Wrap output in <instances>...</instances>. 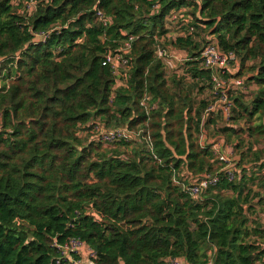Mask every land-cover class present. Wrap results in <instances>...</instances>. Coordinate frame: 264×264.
<instances>
[{"label":"trees","instance_id":"16d2710c","mask_svg":"<svg viewBox=\"0 0 264 264\" xmlns=\"http://www.w3.org/2000/svg\"><path fill=\"white\" fill-rule=\"evenodd\" d=\"M15 1L29 0H0V264H71L55 245L70 238L95 264H264V226L249 218L258 195L245 194L247 167L264 172V0H48L31 13ZM192 6L185 36L168 39L166 17ZM122 32L135 37L126 78L104 65ZM213 41L242 59L235 78L259 61L244 77L258 91L250 101L231 91L235 109L215 130L242 152L236 181L196 201L174 179L182 168L198 178L220 168L199 137L222 119L202 125L209 100L193 99L197 82L212 88L201 52ZM158 45L188 53L197 82L167 80ZM96 125L146 129L159 162L135 137L95 141Z\"/></svg>","mask_w":264,"mask_h":264},{"label":"built area","instance_id":"2783aa9c","mask_svg":"<svg viewBox=\"0 0 264 264\" xmlns=\"http://www.w3.org/2000/svg\"><path fill=\"white\" fill-rule=\"evenodd\" d=\"M45 1L48 0L15 1L13 5L16 7L22 5L26 12L31 13L36 10L40 3ZM200 1L201 0H188V2L192 4H198ZM158 8L159 7H157V9ZM189 9L190 8L188 7H182L179 10L172 11L166 17L168 25L181 28L182 31H180L181 33L177 36H185L186 29H184V27L188 25L186 12L189 11ZM97 17L102 21L104 20L101 11H97ZM190 31H194V28L190 27ZM122 35L125 40L123 41L121 48L116 52L107 53L104 65H110L116 76L126 78L125 73L130 70V58L128 56L131 53L132 43L134 42L135 37L128 35L125 32H122ZM156 56L165 64L166 68L172 67L174 60L182 58V55L179 54L177 50L173 48H164L160 45H158L156 49ZM201 61L204 68L211 72L212 83L209 104L203 114L202 125L205 124L209 117L213 116H216L218 119L221 118L222 123H228L231 118V113L235 109V104L230 98V92L242 89L244 85V81L240 78H235L233 74L235 69L239 66L238 57L232 52H221L219 47H217L213 41L205 44L203 47ZM126 81L127 80H125V82ZM147 100L148 98L145 96L142 101V106H144L148 112L154 110L156 105H147ZM89 133L92 134V138L95 141L101 142L105 145H112L121 141H129L134 137L141 139L145 143L146 148L151 152L154 160L159 162L154 151V141L151 134L144 128H141L137 132H133L128 128L106 129L100 125H96ZM199 140L203 149L208 144L211 145L215 160L220 168L215 172L207 173L200 178L193 177L187 173L185 179L183 178L181 182H178L176 178L174 179V183L180 186L193 199H198L209 189L218 187L222 180H227L229 182L236 181L238 173L235 166V152L232 147L229 149L225 146V142L223 141L210 142L204 132L200 135ZM55 245L61 257L68 259L71 264H95L94 260L97 258L95 252L78 238H70L63 245ZM75 256L77 258H74ZM166 264H185V262L180 258H169L167 259Z\"/></svg>","mask_w":264,"mask_h":264},{"label":"rangeland","instance_id":"374dc122","mask_svg":"<svg viewBox=\"0 0 264 264\" xmlns=\"http://www.w3.org/2000/svg\"><path fill=\"white\" fill-rule=\"evenodd\" d=\"M191 11V13L194 12V8L192 7V9H189ZM24 11V8L23 10ZM189 11V12H190ZM170 29V33L169 35L171 36V38L173 37H177V35H179L182 31L181 28H178L176 26H171L169 27ZM169 39V37H168ZM184 59V60H183ZM239 62H240V66L242 63V59L240 57H238ZM189 61V54L186 53L185 56L183 55L182 58H180L179 60H174L173 61V66L170 68H166V78L167 80L171 81V79H173L174 77H177L178 79H186L185 83H189V84H193L195 82H197V80H193L190 75L187 73V69L189 68V66L186 64ZM259 61H248L245 64V70L243 71V76L244 77H248L250 74H252V72H249L248 69H250L251 67H253L254 65H258ZM244 85L242 87V89L240 90V93H242L244 99L246 101H250L253 96L257 93L258 91V87L254 84V83H247V79H244ZM198 86L195 89V91L193 92V99H194V103L196 104V106L198 107L199 103L202 101H208L210 98V91L211 88L210 87H206L204 86L203 83L201 82H197ZM187 85V84H186ZM239 93V94H240ZM225 125L224 123H220L219 125L214 126L213 128L210 127L208 129V135L209 137V141L210 142H220L219 141V135H217L215 133V130H217V128H223ZM126 126L124 127H119L121 129H125ZM207 130V129H206ZM80 137H82L84 140L89 141V137L87 135H85V133L83 132V130L80 132ZM247 135H244L243 138H246ZM233 144L228 143L225 144V146H227L229 149L232 147ZM138 146V145H137ZM136 145H133L134 148H138ZM104 147V146H102ZM262 147H264V141L262 142ZM103 149H107V147H104ZM141 149V148H140ZM143 149V147H142ZM236 155L235 157L238 158L240 156V154L242 153L235 151ZM217 162L216 164H214V167H217ZM247 177L254 179L253 181L249 180L248 181V187L247 190H245V194H247L249 192V190L252 189V196L253 195H258L253 201H251V203L249 205H253L255 210H256V214L249 216V218L251 219V221H258L262 226H264V218H263V213H264V200L261 199L260 195L263 196L264 194V174L262 171H260L257 167H253V166H248L247 167ZM188 172L186 171V168H182V170L180 171V175L176 177V180L178 182H181L183 180V178L185 179V176ZM243 174V172H242ZM245 174V173H244ZM183 176V177H182ZM264 198V197H263ZM204 199V195H202L201 197H199L198 199H195L196 201H203ZM262 200V201H261ZM248 205V206H249ZM247 209V206H246Z\"/></svg>","mask_w":264,"mask_h":264}]
</instances>
